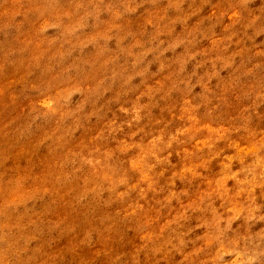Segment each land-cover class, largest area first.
Returning a JSON list of instances; mask_svg holds the SVG:
<instances>
[{"label": "rangeland", "instance_id": "rangeland-1", "mask_svg": "<svg viewBox=\"0 0 264 264\" xmlns=\"http://www.w3.org/2000/svg\"><path fill=\"white\" fill-rule=\"evenodd\" d=\"M0 264H264V0H0Z\"/></svg>", "mask_w": 264, "mask_h": 264}]
</instances>
